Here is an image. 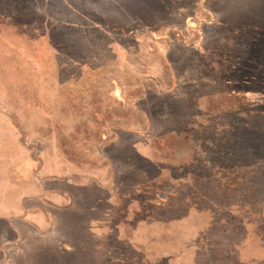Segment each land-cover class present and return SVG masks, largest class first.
Masks as SVG:
<instances>
[{"label":"rangeland","instance_id":"obj_1","mask_svg":"<svg viewBox=\"0 0 264 264\" xmlns=\"http://www.w3.org/2000/svg\"><path fill=\"white\" fill-rule=\"evenodd\" d=\"M63 2L0 6V264H264V0Z\"/></svg>","mask_w":264,"mask_h":264},{"label":"trees","instance_id":"obj_2","mask_svg":"<svg viewBox=\"0 0 264 264\" xmlns=\"http://www.w3.org/2000/svg\"><path fill=\"white\" fill-rule=\"evenodd\" d=\"M30 1L32 0H0V6H1V10L6 14V16L9 19L16 21L18 25L20 24L22 26H25V25L29 26V25H32L34 21L37 20L39 21L38 24L41 27H47L49 31H51L50 29L64 28V26L57 25L53 22L51 23L45 18H38L37 16H33V14H29L27 3H29ZM51 3H53L54 6L58 5L56 6L57 8L60 7V4L61 5L65 4L63 0H51ZM87 16H88L87 18H92L93 20L99 21V24L101 25L104 24V21H100L101 19L96 15L95 16L87 15ZM237 24L241 26H246L251 29L258 30V26L254 22L247 23L246 21L242 19V20H239ZM116 28H118L120 31H123L121 27H116ZM52 31L55 32L54 30ZM53 34L55 36H58V33H53ZM175 132H180V130H176Z\"/></svg>","mask_w":264,"mask_h":264}]
</instances>
